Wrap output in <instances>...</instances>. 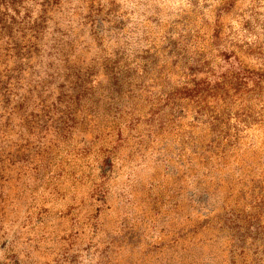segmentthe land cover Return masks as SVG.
Masks as SVG:
<instances>
[{"label":"rangeland","instance_id":"374dc122","mask_svg":"<svg viewBox=\"0 0 264 264\" xmlns=\"http://www.w3.org/2000/svg\"><path fill=\"white\" fill-rule=\"evenodd\" d=\"M0 264H264V0H0Z\"/></svg>","mask_w":264,"mask_h":264}]
</instances>
